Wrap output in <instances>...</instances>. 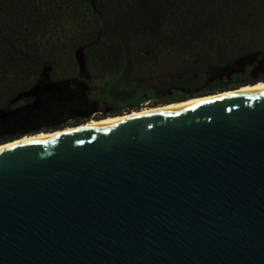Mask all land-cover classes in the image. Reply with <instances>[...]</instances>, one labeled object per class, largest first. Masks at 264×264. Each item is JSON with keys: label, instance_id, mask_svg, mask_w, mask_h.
I'll use <instances>...</instances> for the list:
<instances>
[{"label": "water", "instance_id": "1", "mask_svg": "<svg viewBox=\"0 0 264 264\" xmlns=\"http://www.w3.org/2000/svg\"><path fill=\"white\" fill-rule=\"evenodd\" d=\"M0 264H264V86L0 150Z\"/></svg>", "mask_w": 264, "mask_h": 264}, {"label": "trees", "instance_id": "2", "mask_svg": "<svg viewBox=\"0 0 264 264\" xmlns=\"http://www.w3.org/2000/svg\"><path fill=\"white\" fill-rule=\"evenodd\" d=\"M260 81L264 0H0V145Z\"/></svg>", "mask_w": 264, "mask_h": 264}, {"label": "bare ground", "instance_id": "3", "mask_svg": "<svg viewBox=\"0 0 264 264\" xmlns=\"http://www.w3.org/2000/svg\"><path fill=\"white\" fill-rule=\"evenodd\" d=\"M262 86H264V82L244 86V87H241V88L236 89V90H229V91H225V92H220L218 94H211V95L204 96V97L192 98V99L182 101V102H176V103H171V104H167V105L152 107L150 109H146V110H142V111H134L131 113H127L125 115L107 117V118H103L100 120H92V121L86 122L80 126L69 127V128H65L64 130H58V131L50 132V133H42V134H37V135H32V136H26V137H22L20 139H17V140H14V141H11V142H8L5 144H1L0 150L7 148V147H10L12 145L26 143V142H30V141H34V140L45 139V138L60 135V134L77 132V131L85 130V129L92 128V127L101 126V125L112 123V122L123 121V120L141 117V116L154 114V113H158V112H163V111L178 109V108H182V107L192 106V105H196V104H200V103H204V102H212V101H215L218 99L226 98V97H228L234 93H237V92H241V91H245V90L253 89V88H258V87H262Z\"/></svg>", "mask_w": 264, "mask_h": 264}, {"label": "rangeland", "instance_id": "4", "mask_svg": "<svg viewBox=\"0 0 264 264\" xmlns=\"http://www.w3.org/2000/svg\"><path fill=\"white\" fill-rule=\"evenodd\" d=\"M257 72H258L257 68H255L253 65H249L247 67H243L240 71L236 72L233 75V78H253L258 74ZM263 82L264 81H260L258 83H263ZM245 86H248V85H245ZM93 94L94 95L92 97L95 98L96 101L98 102L99 111H96L92 114V119L90 121L98 120L97 116H99L101 113L107 110L110 107V105L113 103L118 104L119 106H125V105H130V104L140 106L142 109L135 110V111H142V110L150 109L152 107H157V106H154L153 104L156 103L160 99V95L151 87L140 88L134 99L128 100L125 102L116 101L113 98L109 97L108 95H105L104 93H102L101 90L99 89H94ZM109 117H114V116H109ZM42 133H50V132H41L38 134H42ZM26 136H32V135H26Z\"/></svg>", "mask_w": 264, "mask_h": 264}]
</instances>
